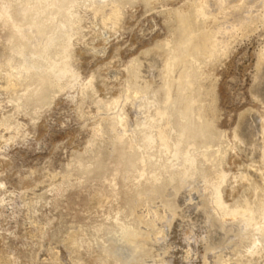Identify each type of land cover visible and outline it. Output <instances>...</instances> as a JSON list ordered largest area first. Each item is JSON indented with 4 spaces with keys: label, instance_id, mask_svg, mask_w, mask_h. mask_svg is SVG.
<instances>
[{
    "label": "rangeland",
    "instance_id": "1",
    "mask_svg": "<svg viewBox=\"0 0 264 264\" xmlns=\"http://www.w3.org/2000/svg\"><path fill=\"white\" fill-rule=\"evenodd\" d=\"M164 257L264 264V0H0V264Z\"/></svg>",
    "mask_w": 264,
    "mask_h": 264
},
{
    "label": "bare ground",
    "instance_id": "2",
    "mask_svg": "<svg viewBox=\"0 0 264 264\" xmlns=\"http://www.w3.org/2000/svg\"><path fill=\"white\" fill-rule=\"evenodd\" d=\"M247 2H250L252 0H245ZM254 2V1H253ZM252 2V3H253ZM237 11V10H236ZM163 57L159 56V55H155L154 57H152L151 59L149 60H146L144 62V68H145V74L146 76L148 77H152L155 75V73L157 72L158 70V66L159 64H162L163 62ZM157 75V74H156ZM195 224H187L186 227L184 226L182 228V236H183V239L187 242L191 241V238H195L196 239V232H195ZM202 227H206L205 226V223L204 225H202ZM184 253V252H183ZM165 257L164 259L162 258L161 260L158 259V262H163V264H168L167 260L165 261ZM185 264H195V263H192V262H185ZM206 264V263H205Z\"/></svg>",
    "mask_w": 264,
    "mask_h": 264
}]
</instances>
